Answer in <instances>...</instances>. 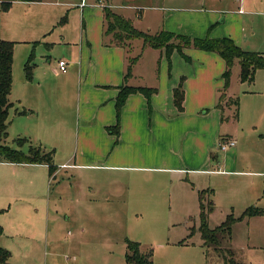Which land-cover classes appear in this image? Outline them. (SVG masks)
I'll list each match as a JSON object with an SVG mask.
<instances>
[{"label":"rangeland","instance_id":"obj_1","mask_svg":"<svg viewBox=\"0 0 264 264\" xmlns=\"http://www.w3.org/2000/svg\"><path fill=\"white\" fill-rule=\"evenodd\" d=\"M47 1L75 6H63L64 12L51 28L54 33L50 40L54 42H47L50 47L42 41L44 36L36 35L26 36V39H36L31 45L15 44L9 95L12 107L8 112L7 136L2 144L14 149L21 147L24 153L29 147L40 146L43 152L53 151L54 160L60 163L64 154L76 146L74 102L69 99L64 105L62 127H55L56 133L41 131L39 125L44 120L43 112L26 95L22 86V67L30 58L35 69L44 66L43 71L54 74L59 59L70 62L76 58L78 50L75 44L79 45L81 40L79 25L82 12L90 27L92 45L96 48L100 40L98 28L103 5H99L98 0H87V5L81 9L78 6L80 0ZM210 1L103 0V4L111 6L113 13L130 18L133 26L143 33L154 35L164 30L189 37L210 38L214 24L210 20L211 12L206 10L210 8L205 4ZM161 7L164 10L159 9ZM16 10L17 6L12 14ZM137 10L141 13L139 18L135 16ZM65 15L70 20L64 33L67 37L65 41L71 44L59 45L61 26L58 22ZM2 16L0 11V21ZM5 28L7 30V26ZM7 35L17 40V34L9 32ZM110 38L112 35L107 40ZM130 46L126 48L127 62L134 58L130 84L157 89V96L154 97L160 102L155 104L166 111L164 107L170 108L167 98H170L172 88L182 82L184 111L182 116L167 120L175 121L177 127L174 129L161 124L160 119L166 117L161 115L159 122L153 125L146 111L142 118L140 114L136 116V120L142 122L143 130L137 125L135 131L124 134L123 144L118 149L120 167L113 172L118 177L132 179L133 205H128L121 222L102 233V238L96 243L87 246V251L93 254L88 264H126L125 238L138 242L144 252L153 250V264H223V253L231 248L235 251L233 259L237 263L264 264V217L235 223L229 239L225 237L216 251L208 248L205 255V250L200 249L198 202L187 180V177L191 180L197 176L203 189L212 191L209 198L213 208L208 218L210 229L220 226L230 214L238 218L248 206L264 209V70L256 73L253 83H241L239 64L235 60L230 84L223 91L225 65L211 52L186 48L183 53L190 57V61L186 62L178 51H173L167 59L165 51L143 47L140 39ZM48 48L51 50L48 51ZM99 57L103 61L101 53ZM96 75V70L89 73L90 78ZM59 80L51 78L53 83ZM223 92L230 99L226 97L222 100V109L218 105ZM86 98L94 105L95 93L89 92ZM235 99H238L236 115ZM22 109L32 114L20 116L18 112ZM18 138L26 140L20 147L15 142ZM84 139L81 144L91 145L93 152L102 144L97 132L84 136ZM230 139L235 141L234 147L226 152L220 151L219 146ZM202 153L205 157L210 154L215 156L213 161L222 160L223 165L219 169L224 174L212 175L208 179L188 174V171L179 173L173 170L194 169L191 166L193 159ZM214 168L217 169L216 165ZM242 193L249 194L250 198L240 199L239 194ZM188 223L193 225V229L188 228ZM72 237V230L62 227L54 240L50 236L31 243L33 250L28 257L12 256L10 264H79L84 258L83 252L77 245L68 246ZM84 237L90 238L89 235ZM254 245L256 247L252 248Z\"/></svg>","mask_w":264,"mask_h":264},{"label":"crops","instance_id":"obj_2","mask_svg":"<svg viewBox=\"0 0 264 264\" xmlns=\"http://www.w3.org/2000/svg\"><path fill=\"white\" fill-rule=\"evenodd\" d=\"M98 2L103 7L102 20L98 28L100 40L96 48L92 45L90 27H88L82 12L79 25L81 40L79 45L75 44L78 55L70 62L63 60L67 64L66 72H61L58 67V62L62 59L57 61L54 74L43 71L44 66L41 69H35L36 66L32 64L30 58L22 67V86L26 90V95L32 104L43 112L44 120L39 125V129L56 133L55 127H62L63 107L70 99L74 102L73 108H75L76 117L74 130L77 141L75 148L68 150L60 163L56 162L52 156L55 169L51 175H49L46 164L28 165L0 162V227L2 228L0 248L10 254L8 264H10L12 256L19 255L27 258L33 250L31 243H36L43 237L46 240L50 236L54 240L62 227H68L73 232L72 240H68V246L77 245L78 249L83 252L84 258L80 259L79 264H88L93 254L87 251V246L96 243L97 239L102 238V233L111 230L113 226L121 222L128 210V205H133L132 179L118 177L113 172L120 167L118 149L123 144L124 134L135 131L137 125L143 130L142 122H138L136 116L140 114L142 118V114L144 115L146 111L150 119L153 120V125L159 122L160 115L166 116V120L160 119V122L163 126H171L172 129L177 127L175 121L167 122V120L183 115L184 107L182 112L172 110L175 108L172 103V91L176 87L172 88L170 98H167L170 108L164 107L166 111H162L160 106L155 104L156 101L160 102L159 98L154 97V95L157 96L155 88H152L156 90V93L152 95L154 98L151 96L152 98L147 99L141 94H132L127 97L120 111H117L116 100L120 88L123 86L141 87L130 84L131 69L129 73L127 71L134 58L128 59L127 62L126 48L131 47L130 45L135 40L122 45H117L111 38L107 40L109 35H105L104 9L107 8L111 11V6H104L103 0H98ZM205 4L210 8L206 10L211 12L210 20L214 24L210 39L228 38L242 51L264 55V0H211ZM86 5L87 0H80L78 4L81 9ZM15 6H17V10L12 14ZM63 6L68 8L75 5L53 3L47 0L13 2L8 11L1 12L3 16L0 21V39L13 40L7 35L9 32H13V35L17 34V40L13 41L19 46L31 45L36 42L34 41L36 39H26L28 38L26 36H44L42 41L50 47L47 42H54L50 40L54 33L51 28L56 22L55 20L64 12ZM201 6L203 7V5ZM159 9L164 10L163 7ZM117 15L132 23L130 18L121 14ZM135 16L139 18L141 13L137 10ZM64 17L65 21L60 23ZM62 18L58 22L61 26L58 36L59 45H70L69 41L66 43L67 37L64 35L70 20L68 21L67 15ZM3 19L5 23H3ZM189 38L203 39L205 37ZM49 50L51 49L48 48ZM158 50L164 51L163 49ZM185 50L186 48H182L180 55L186 62H189L190 57L183 53ZM100 53L103 61L99 57ZM211 54H215V58L218 56L216 53ZM219 59L221 58L219 57ZM221 60L223 61V59ZM223 63L225 65L224 61ZM26 64L31 66L29 80L26 79L24 70ZM95 70L97 71L96 77L90 78L89 73L95 72ZM259 71L262 70H258L256 73ZM72 76L74 81H72ZM51 78L60 80L53 83ZM89 92L95 93L94 105L90 104L86 98ZM227 98L230 99V97ZM221 108L223 109V105ZM18 114L29 116L32 112L22 109ZM94 132L101 136L102 144L98 145L99 148L93 152L91 145L83 146L81 142L85 140L84 136L88 137ZM38 147L42 149L40 146ZM20 148L18 150L22 151ZM204 154L193 159L194 164L191 166H194V169L173 170L179 173L188 171V174L201 175L208 179L212 175L224 174L219 169L223 165L222 160L213 161L215 156L210 154L205 157ZM214 165L217 169L214 168ZM187 180L191 193L198 202V207L200 206L198 195L202 191H208L204 196L203 204L210 203L209 198L212 192L209 189H203L200 178L194 176L190 180L187 177ZM239 195L242 200L250 198L249 194ZM209 214L207 215V225ZM259 217L264 216H254L241 221L249 222ZM187 225L189 229H193L191 223ZM85 235H89L90 238L86 239ZM127 241L138 243L128 238L124 239V260ZM181 245L185 244L181 243ZM139 246L141 249L140 244ZM255 247L256 245L252 246V248ZM246 248H249V244H246ZM200 249L205 250L206 255L208 248L204 245L201 235ZM231 250L235 254L232 248ZM151 251L153 258V250Z\"/></svg>","mask_w":264,"mask_h":264},{"label":"trees","instance_id":"obj_3","mask_svg":"<svg viewBox=\"0 0 264 264\" xmlns=\"http://www.w3.org/2000/svg\"><path fill=\"white\" fill-rule=\"evenodd\" d=\"M16 1L32 2L35 0H0V11H8L12 3ZM65 19V17L62 18L60 23H63ZM104 19L106 23L105 35H112V39L117 45L140 39L143 43V47L163 49L166 53L167 59L173 51H178L180 53L182 48L187 47H193L204 52L216 53L225 62V71L222 76L224 81L223 91L228 88L231 68L235 60H237L239 64V79L241 83H252L256 71L264 69V55L242 51L228 38L210 39L209 37H205L203 39H196L182 35H175L166 31L150 35L136 30L130 20L111 12L107 8L104 9ZM14 45V42L0 39V162L28 165L46 164L49 169V175H51L55 169L52 163L53 152L45 153L39 147H30L28 153H23L18 149L2 144V141L5 140L7 136V128L9 125L8 112L12 107V104L9 102V95L12 87ZM132 62L133 61L130 63ZM130 69L131 67L129 66L127 69L128 73L130 72ZM24 70L26 79L29 80L31 78V66L26 64ZM155 93L156 90L152 88L123 86L120 88L116 100L117 111H120L127 97L132 94H141L149 99ZM224 98L225 93L223 92L218 105L220 108ZM172 103L178 112L183 111L184 91L182 82L172 91ZM233 104L236 106V115L238 99L233 100ZM22 113L23 111L21 114ZM15 142L17 146L20 147L26 142V140L17 139ZM206 192L208 191H202L198 195L200 204L199 232L204 245L207 248L212 247L214 251L220 248L222 240L225 237L229 239L233 224L246 218L264 216V209L250 206L246 208L238 218H235L230 214L220 226L215 229H210L207 225V215L213 210V208L211 202L207 205L203 204ZM1 234L2 228L0 227V235ZM233 256L234 254L232 250L226 249L223 253V264H240L235 262ZM9 257L10 254L6 250L0 248V264H8ZM125 261L126 264H153L152 251L148 250L147 252H144L140 249L138 243L127 241Z\"/></svg>","mask_w":264,"mask_h":264},{"label":"built area","instance_id":"obj_4","mask_svg":"<svg viewBox=\"0 0 264 264\" xmlns=\"http://www.w3.org/2000/svg\"><path fill=\"white\" fill-rule=\"evenodd\" d=\"M58 67H59V70H60L61 72L64 73V72H66L67 64H66L65 61L60 60V61L58 62ZM234 145H235V141H233V140H231V139H230V140H226L223 144H221V145L219 146V149H220V151L225 152V151H227L228 149L233 148Z\"/></svg>","mask_w":264,"mask_h":264}]
</instances>
